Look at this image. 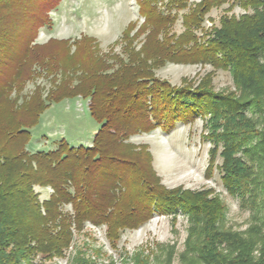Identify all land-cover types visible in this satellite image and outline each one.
<instances>
[{"label":"trees","instance_id":"trees-1","mask_svg":"<svg viewBox=\"0 0 264 264\" xmlns=\"http://www.w3.org/2000/svg\"><path fill=\"white\" fill-rule=\"evenodd\" d=\"M61 1L0 0L3 263L22 264V258L36 253L62 255L74 231L87 223L105 226L108 241L117 248L124 231L159 214L174 221L187 215L195 222L205 215L207 247L201 254L209 264L225 262L208 258V248L218 258L217 242H230L232 248L234 243L243 248L253 242V248L261 242L258 260L247 248L237 264H264V197L259 199L264 192V0H136L139 18L127 23L107 52L85 33L37 41L42 28L53 26L51 12ZM226 3L229 10L239 5L254 12L224 13L219 25L206 27L207 14ZM180 11L184 30L176 33L172 27ZM168 62L231 70L250 96L216 92L210 77L198 85L186 78L172 84L156 74ZM43 76L48 88L39 83L25 92L29 82ZM74 97L89 100V112L100 124L92 145L74 146L61 139L55 149L30 152L31 128L41 114L52 103ZM249 109L260 114L261 130L247 116ZM198 117L203 119L201 135L211 144L206 177L218 170L229 194L263 212L250 239L219 233L222 202L208 198L209 190L167 188L154 169L148 144L130 142L136 134L170 131L177 122L193 123ZM35 186H50L53 192L41 201ZM67 205L71 211L65 210Z\"/></svg>","mask_w":264,"mask_h":264},{"label":"rangeland","instance_id":"rangeland-1","mask_svg":"<svg viewBox=\"0 0 264 264\" xmlns=\"http://www.w3.org/2000/svg\"><path fill=\"white\" fill-rule=\"evenodd\" d=\"M228 8L229 3L213 8L207 14L204 25L206 27L212 26L213 23L219 25L220 17L224 13L239 16L246 12L250 14L254 12L253 9L246 11L239 5H235L231 10ZM183 12H179V18L172 27L173 32L180 33L184 30ZM51 16L54 21L53 26L41 29L38 42H46L51 37L75 38L85 33L97 38L102 52H107L115 40L120 38L129 21L139 18L136 0H62L51 12ZM121 49L122 43L116 45L114 51L120 53ZM261 62L264 63V57ZM156 74L176 85L182 84L185 78L190 84L198 85L202 79L210 77L216 92H234L236 96L242 98L250 96L249 91H243L238 86L231 70L214 69L211 65L168 62L157 69ZM39 83L46 88L50 86L47 77L43 76L37 81L29 82L25 92L29 94ZM88 106L89 100L82 97L52 103L41 114L39 123L31 128L29 148L38 140H44V144H47L46 138L49 143L45 150H49L55 145V141L61 139L74 146H88L94 137V128L100 126L90 114ZM247 116L256 122L255 128L261 130L260 114L249 109ZM202 131L203 119L198 117L193 123L177 122L170 131L156 128L149 133L136 134L130 138V142L148 144L153 156L154 169L161 183L167 188L181 186L192 191L209 190L208 198H218L222 202V213L216 221V229L219 233L236 232L250 239L251 229L261 223L260 216L263 212H256L250 206L243 205L240 198L229 194L218 170H215L212 178L206 177L205 169L211 144L202 137ZM221 161V158H218V163ZM35 191L41 201L52 193L48 186H35ZM263 197L264 192H261L259 199ZM64 208L71 211L70 205ZM204 217L206 216L202 215L201 221L195 222L187 215H179L174 221L170 215L156 214L139 228L124 231L117 248L112 247L108 241L105 226L96 227L87 223L82 231H74V240L62 255L48 257L36 253L29 258H22L20 262L22 264H209L201 254V250L207 247H204L206 243ZM245 243L246 246L243 248L236 243H234L235 248H232L230 242H217L214 246L217 247L215 250L218 252V258L214 257L210 248H208L210 253L208 258L212 259V262L221 259L225 261L215 264H237L242 261L244 251L247 253L253 244V242ZM262 246L261 242L255 243L248 255H251L253 260H258ZM0 259V263L4 264V258L0 257Z\"/></svg>","mask_w":264,"mask_h":264},{"label":"crops","instance_id":"crops-1","mask_svg":"<svg viewBox=\"0 0 264 264\" xmlns=\"http://www.w3.org/2000/svg\"><path fill=\"white\" fill-rule=\"evenodd\" d=\"M49 120H50V118H48V121ZM97 130H98V128H94V130H93L94 135L97 132ZM45 141L47 142V144H44V140H38L39 143L37 142L36 144H32L31 148H29V145H27V149L30 152H36V151H41V150L48 151V150H45L44 148H46V146H48L49 140L46 138ZM59 141L58 142L55 141L54 142L55 145L53 147H51L49 150L55 149L58 146ZM92 142H93V139H92ZM92 142L88 146L92 145Z\"/></svg>","mask_w":264,"mask_h":264},{"label":"built area","instance_id":"built-area-1","mask_svg":"<svg viewBox=\"0 0 264 264\" xmlns=\"http://www.w3.org/2000/svg\"><path fill=\"white\" fill-rule=\"evenodd\" d=\"M211 27V26H210ZM49 187V189H51V192H53V189L50 187V186H48Z\"/></svg>","mask_w":264,"mask_h":264}]
</instances>
